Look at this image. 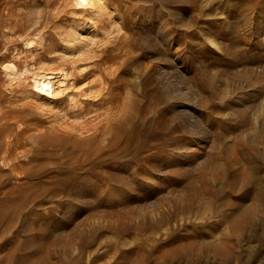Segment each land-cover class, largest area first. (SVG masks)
<instances>
[{"label": "rangeland", "instance_id": "1", "mask_svg": "<svg viewBox=\"0 0 264 264\" xmlns=\"http://www.w3.org/2000/svg\"><path fill=\"white\" fill-rule=\"evenodd\" d=\"M99 6L0 0V264H264V0Z\"/></svg>", "mask_w": 264, "mask_h": 264}, {"label": "bare ground", "instance_id": "2", "mask_svg": "<svg viewBox=\"0 0 264 264\" xmlns=\"http://www.w3.org/2000/svg\"><path fill=\"white\" fill-rule=\"evenodd\" d=\"M71 3L81 9L84 10H89L90 17L93 15H96L98 13L102 12V7L99 6V0H70ZM102 2V1H101ZM5 29V28H4ZM27 39V38H26ZM35 41V40H34ZM27 43H32V41L29 39ZM26 44V43H25ZM20 52V51H19ZM15 56V55H14ZM45 60V59H44ZM13 60H8L7 63L5 64L6 66V71L8 74H16L24 79H30L28 81L31 83V85L36 89L35 95H39L41 97H50L55 92L57 91L58 88L64 86L66 84V81H68V73L65 71L64 66L59 67V66H54V65H42L38 67H27V65L23 68H20L17 65V62ZM44 62V61H43ZM46 62V61H45ZM20 64V63H19ZM36 64V63H35ZM44 64V63H43ZM53 64V63H52ZM33 66V65H31ZM35 66V65H34ZM67 70V69H66ZM71 74V73H70ZM8 78V77H7ZM70 78V77H69ZM71 79V78H70ZM68 83V82H67ZM69 84V83H68ZM19 85V84H18ZM64 88V87H63ZM61 88L60 91L63 89ZM31 89V88H30ZM32 90V89H31ZM30 91V90H29ZM35 92V91H34ZM34 94V93H33ZM38 96V97H39ZM36 98V97H35ZM39 101V100H38ZM15 104V103H14ZM15 114V113H14ZM22 118V117H21ZM21 120V119H20ZM20 122V121H19ZM42 123V122H41ZM18 125V124H17ZM23 129V128H22ZM28 131V130H27ZM30 131V130H29ZM7 138V137H6ZM85 149V148H84ZM86 150V149H85ZM94 150V149H93ZM18 151V150H17ZM80 152V151H78ZM6 153V152H5ZM11 154V153H10ZM78 154V153H77ZM7 156V155H6ZM79 157V155H77ZM4 158V157H3ZM82 158V157H81ZM6 159V158H4ZM4 161V160H3ZM82 164V162H81ZM70 166V165H69ZM74 174V173H73ZM77 175V174H76ZM65 177V176H64ZM63 177V178H64ZM67 178H70L66 176ZM242 214V212H241ZM240 214V215H241ZM239 215V216H240ZM243 216V214L241 215ZM245 216V215H244ZM238 218V216L231 215V220L233 221L235 218ZM236 218V219H237ZM235 219V220H236ZM239 220V218L237 219ZM237 220L235 222H237ZM218 242L215 243V245Z\"/></svg>", "mask_w": 264, "mask_h": 264}]
</instances>
